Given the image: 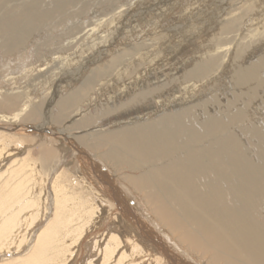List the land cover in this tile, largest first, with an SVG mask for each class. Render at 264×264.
I'll return each instance as SVG.
<instances>
[{"label":"bare ground","instance_id":"1","mask_svg":"<svg viewBox=\"0 0 264 264\" xmlns=\"http://www.w3.org/2000/svg\"><path fill=\"white\" fill-rule=\"evenodd\" d=\"M61 1H59V4ZM74 1L76 0H65L64 4L61 3L60 5H57V6L55 5L56 7L53 4L54 6L53 11H52V8H50L51 11L49 9L48 11V10H43L41 8V0H0V53H4L3 54L4 56H9V57L12 55H18V54L22 56V54H27L28 52L30 53L31 50H33L32 53L37 52V54H39L43 48H48V47L53 49L52 54L53 53L56 54L59 52L62 53L61 51H58L59 47L62 44V43L60 44V41H59L60 38H57V40H55V43L58 46H56V48H53L52 46L50 47L47 45L48 41H50L52 38L46 39V41H44L43 39L44 36L42 37V39H40V36H37L36 33L38 31L42 32L44 30L42 28V24L50 20L51 18H54V15L58 17L59 16L62 17L63 14H65L64 8L65 10H67L65 6L71 4ZM82 1L84 0H81V2ZM100 1L99 2L97 1L96 3H100ZM244 1L245 0H239V1L237 0V2H239L238 5L242 6ZM81 5H83V3H81L79 6ZM69 13H71V11ZM249 14L250 13H248L244 17H247ZM229 20L230 18L225 23H223L222 28L225 29L223 31L229 30L232 27L231 24L235 26V23H231V21ZM263 21H264V18L261 21L260 20H258V22L257 20L255 21V24L257 25L255 29L256 32H260V30L262 29V26L264 28V25L262 24ZM72 28L74 27L72 26ZM80 28L81 27H79L78 29ZM89 28H91V26ZM70 30L71 29H69V31ZM91 33L92 32L89 31L87 33V36L91 35ZM217 35L220 36V34H217ZM258 35H264V31L262 33L261 32L258 33ZM252 37L253 36H251L250 39ZM63 41H65L64 38H63ZM210 41L206 43H209ZM107 42L103 41L100 43H103L104 45ZM221 42L223 43V41ZM96 45H99V44H96ZM197 46L199 47V45ZM227 46L229 45L227 44ZM198 47H197V50H198ZM98 48L99 47H95V49H98ZM213 48L211 50H213ZM221 48L222 47L220 46L217 48L216 54L220 53L219 49ZM95 52L100 53V55L102 54L101 50H98ZM125 53L127 55L128 52H125ZM216 54L212 55L213 58H208L207 60H203L204 61L203 63L197 65L196 67L194 66V68L188 71L187 73H184L183 75L178 76L176 80L177 84L180 87L182 86L185 88L193 84L194 81H197L199 79L205 80L206 78H208L206 76L209 72L211 71L213 73L216 72L214 70L216 68L217 63H214V61L216 60V57L219 56L217 55L216 57H214ZM200 56L203 57V54ZM80 57H81V53H80ZM119 57L120 58L114 59L111 62H109L107 66L103 65L101 67L95 68L94 70L88 69L89 71L84 73L82 78L78 80L79 88L77 87L74 92L70 94L68 93V96L66 98H63L61 100L57 98L58 100H57L56 108L59 110L57 111L60 113L56 117L52 116L51 118L49 116L53 124L55 126H59L61 122H64L62 121L65 118L63 115V112L66 110L70 111L71 108L73 110L69 117L78 116L77 120L80 119V121L79 122L77 121L78 123L74 121L72 125L65 127V129H63L62 131H57V129H55L57 127H54V125L52 126L50 125L51 127H49V130H55L53 132V135H56L57 138L53 139L52 142H49L47 140H44V141L42 140L43 143L38 142L41 148L40 155H42L44 159H51L50 157H53L56 160H59L60 163L65 162L67 151L64 150L63 144L59 143L61 141L60 139L63 136L61 133L62 132L70 133L73 130L85 129L88 126H90V122H91V119H86L84 117L85 115L83 113V108L81 107V105H79V107H74V106L78 104L79 102L83 103L82 104L83 107L87 106L88 105L87 99L90 97L93 90L94 91L97 90L100 86L105 85L108 80H111V75H113V73L108 75L107 70L110 69V67H113V68L115 67L114 69L112 68L110 70L114 72L119 71L120 66L123 63L122 59H124V56L120 55ZM219 60H216V61L218 62ZM52 61L53 62L50 66H53V67H55L54 65H57L58 63L60 64L62 62L59 57H55L54 59H52ZM91 61L92 59L90 60V62ZM236 63L237 62H235V64ZM96 64H99V63H96ZM217 65L219 66V64ZM46 69L47 68H45L44 70ZM52 70L53 68H50L44 74L47 75ZM231 74H233L231 78L233 85L237 86V88L238 87L243 88L245 86L250 88L249 86L251 85V88L253 86V89L251 92H254L257 89L259 90L261 89V93H259L261 95L257 94L256 92V94L252 98H254V100L259 99L264 106V59L261 61H258L257 64H252L246 68L237 67V69L235 68V71ZM72 75H74V73H71L68 76V79L74 77L73 80L71 81L75 82L74 79L76 78L77 80L79 75L77 73L75 74L76 76L72 77ZM34 78L36 79V77ZM16 79L18 80V78ZM128 79L129 78H127V80ZM2 82H4V80L0 82V97H1L0 98V120L4 122H8L9 124H14V126L17 125L15 124L17 122H22V123L23 122H30V123L38 122L39 126H37V128L42 127V130L45 131V128L48 125L47 123L48 119H46L47 116H46V112L44 111L45 108L42 109L40 105L39 106L32 105L33 99L30 98L32 96L29 97L26 94L27 92L25 93V92L18 91L22 87L21 88L16 87L12 89L10 88V92L7 93L9 91V89H7L9 86H7L6 89H3ZM210 83L211 82H209V84ZM15 84L17 83L15 82ZM247 87H245V89ZM248 88H247V93L249 90ZM234 89L236 88L234 87ZM2 90H6V91L2 92ZM121 90L123 89L121 88ZM22 91H24V88ZM135 91L136 89L132 92V94ZM143 92L142 93L139 92L138 95L136 96L134 95L135 97L129 99L127 102H125L127 100L126 99L124 100V102L120 101L118 105L113 106L114 113L115 112L118 113L117 111L124 110V109L126 110L125 112L129 113L128 110L133 109L132 107L140 111L141 108H139V106L136 108V106L138 105L137 103L143 102L144 100H147L148 98L154 97L153 95L156 92H158V89L156 90L154 87V88H151V90L150 89L144 90ZM238 92H242V91L239 90ZM66 94L67 93L65 92V95ZM130 94H131V91H130ZM234 96L236 97V95ZM127 97L129 98L128 95ZM127 97L124 96L122 99L127 98ZM100 98H101V95H100ZM250 101H253V99L251 100L250 98ZM92 102L93 101H91V104ZM240 102L242 103V100ZM215 103L214 105H216ZM135 104L136 106H134ZM150 104H151V101H150ZM236 104L237 103L235 102L233 106L237 107L239 103L237 105ZM246 104H243V105H246ZM251 105H252V102H251ZM175 106L178 107L177 105ZM176 107H173V108H176ZM190 107L189 105L178 107L179 109L177 108L178 110L175 111L174 113L164 115L162 117L160 115L159 118H157L156 120L154 119L155 121L149 120L145 123L143 122V124H136L130 127H126L123 129L121 128L119 130H115V131H111L107 133L89 131V133L82 135V136L76 135L75 139L78 140V141H74L76 142V147H75L76 149L74 147L71 148V151L73 152V154L71 155L75 158L74 163H76V169H74L73 172L72 170L70 171V174L72 175L70 176V179H72V181L69 183H75V185H77L79 189L81 187L84 188L85 192L88 194L86 196L90 195L92 200H90L91 198L90 199L83 198L84 199L83 201V199L80 198V194L76 190L78 188L75 189L74 186H72V188H74L75 190V191L73 190L74 193H70L68 190V186H67L69 184L66 185V183L62 181L61 174L56 176L54 182L52 183L53 204H54V211H55L54 219L52 220V222H49V225L46 227V229L39 235L38 239H36L37 244L34 247L33 251H36V250L38 251L32 254L31 257L28 256L30 257L28 260L20 261L19 264H45L44 262L47 261L48 258H45V256H42L41 250H43L44 252L45 248L48 249V247L53 249V247H56L58 244H61V243L64 246L65 239L67 238H70L73 241V243L70 242L72 243V245L78 244L79 239H82L81 237L84 234H86L87 232L91 233V231H93L95 228L96 229L101 228L99 227V224L102 223L103 214L107 212H111V214L114 215V217H112L114 221L111 220L109 224V226L111 227L109 228L111 229L110 231H112V229H119V230L124 229V231L122 230L123 232L122 233L119 232L118 234L115 232L110 234L109 232L107 233V231L104 232V230H100L99 233L101 234V238L105 236L104 237L105 238L104 242L106 241L105 245L102 246L99 244L100 242H96L93 246L97 250L98 256L100 255L102 257L101 264H113V263L115 264H146L147 261L145 260V258H150V260H154L153 261L154 264H264V227L259 224L260 223L259 219L263 218L261 217L260 214H262V212L264 211V160L262 161L261 164H257V165L255 163L254 164L251 163L247 159L248 156L245 157L243 150H241L242 146H240L239 141L235 138L237 135L233 137L231 132H229V129H231L230 124L233 121L235 124L236 121H240L241 119H244L242 118L243 114L241 111L243 109L244 111L245 110L247 111L248 108L246 109V106H244L245 108L241 106L243 109L236 110L235 112L232 111L233 113L228 117L227 123L222 122L224 120L221 121L220 120L221 118L217 119L213 116H209V118L205 119L200 124V128L197 129L193 127V124H192L193 123L192 122L193 119L191 116L192 108ZM126 108H128V110ZM220 109L221 108H219V110ZM96 111L97 110H95V112ZM127 117L129 116L127 115ZM220 117L222 116L220 115ZM258 119H259V116H258ZM256 123L258 124L257 121ZM28 127H31V126H28ZM231 127L233 126L231 125ZM10 128L8 127L0 128V130L2 129V131L8 132V133L11 131H16L17 134L23 135V132L20 131L22 129L21 126L18 127V129L17 127H12L11 129ZM256 129L258 130L259 128H256ZM256 131L255 133H257ZM260 132H263V131H260ZM58 133L61 135H58ZM66 136L68 135H64V137ZM20 147L19 149L21 150ZM20 152L21 151L17 152V155ZM27 158L28 157L26 156L25 158H22L21 160H16L17 163L16 164L14 163L15 165L13 164L14 166H17V168L15 171L12 170L13 171L12 175H14L16 179L18 178L19 183L17 182L18 186L16 188V191H14V193L10 197L19 195L20 193H22V189L26 187L25 181H27L28 178L24 177L20 179V175H23L22 174V172L24 171L23 169L30 167L27 164V162L30 163L31 161L29 162V158L28 159ZM2 161L0 162L2 163ZM98 162L104 165L108 169L110 174H107L105 172L106 171L105 168L103 169L101 167V164L99 165ZM31 167L33 170V165H31ZM122 171H127V172H131L135 174L137 173L138 175L137 176L126 175L124 177H120V173ZM10 172L11 171H9V173ZM6 175H8V172ZM2 178L3 177H1V180ZM115 178L118 179L117 183H119L120 185H117L115 183L116 182L114 181ZM6 180L8 179L6 178ZM1 185L3 184L1 183L0 187ZM5 186L6 185H4V187ZM119 186H121L123 190L126 191V193L128 191L130 193L131 191L132 195L135 194L134 196L135 197L137 196V199L138 198L145 199L146 201L145 203L150 204V208H148L149 215L147 216L143 215L140 213L137 207H131L128 200L124 198L122 194L123 191H121L120 189L121 187ZM2 190L3 188L1 189V192ZM40 190L42 191V188ZM42 193L43 192H41V194ZM81 194H84V192ZM24 195H25L24 200L21 199L23 200V202H21L20 200L17 204H19L20 202L25 203V201L27 200L26 203L22 204L21 208H18L19 207L18 205L17 207L18 210L14 214H11L10 216H8L10 213H12V212H9L10 208H6L5 206V204L8 203L7 201L8 197L0 198V217L3 218V221L0 223V233H1L0 240L2 239L0 241L1 243L0 250H3L2 247H7L9 245L6 243H2V241H5V242L13 241L14 238L16 239L15 234L21 230L22 225L26 226L28 224V223L25 224L24 222L26 221L25 220L26 210H29L31 207L34 208L38 206L34 200L31 202L29 201L30 198L34 196L33 189L26 190V193H24ZM140 199H138V201ZM11 200L12 199H10V201ZM41 203H42V200H41ZM14 204L15 203H13V205ZM38 204L40 205V203ZM9 206L7 205V207ZM137 213H140V216ZM37 214L40 215V213H37ZM30 215H32V213ZM37 217L35 216V218ZM31 219H34V218H31ZM37 220H34V221H37ZM107 220H108V216H107ZM27 222H29V220ZM91 227H93V229H91ZM22 232L24 233V231ZM157 232H159L160 235L161 234L162 235L161 236L158 235ZM17 236H20V234L19 235L17 234ZM23 240L25 239H22V241ZM102 240L103 239H101V241ZM14 242L16 241H13L12 243ZM20 244H21V241H20ZM17 247H18V243H17ZM129 249H130V253L127 252ZM61 250H63L64 252H67L68 248L62 247V249H56L54 251V256L65 255L64 252L63 253L61 252ZM31 252L29 253V255H31ZM56 252L60 254H57ZM180 252H182L184 256H182V254H179ZM56 261H58V258H56ZM65 262L66 261H62V258H61L60 262H56L53 264H64ZM149 264H152V263H149Z\"/></svg>","mask_w":264,"mask_h":264},{"label":"rangeland","instance_id":"2","mask_svg":"<svg viewBox=\"0 0 264 264\" xmlns=\"http://www.w3.org/2000/svg\"><path fill=\"white\" fill-rule=\"evenodd\" d=\"M59 1H61V0H41V8L43 10L49 9L50 11H51L50 8H52V11H53L55 5L57 6V5H60L61 3L62 4L65 3V0L61 1L60 4H59ZM97 1L99 2L100 0H84L82 2H81V0H76V1L72 2L71 4L65 6L67 10H65V8H64L65 14H63L62 17H60V16L58 17V16L54 15V18H51L50 20H48L42 24V28L44 29L42 31L43 33L38 31L36 33V35L40 36V39H42V37L44 36L43 37L44 41H46V39L52 38L51 39L52 41L51 40L48 41L47 45L50 47L52 46L53 48H56V46H58V45H56L55 40H57V38H60L59 41H60V44L61 43L62 44H61V46L59 45L61 48L59 47L58 51H61L62 53L59 52L56 54H54V53L52 54L53 49L49 48V47L43 48L39 54H37V52H34L35 54L32 53L33 50H31L30 53L28 52L27 54H22V56L20 54H18V55H12L9 57V56H4L3 55L4 53H0V70H2V71H0V82L2 80H4V82H2L3 83L2 84L3 89H6L7 86H9L7 88V89H9V91L7 93H9L10 88L12 89V88H16V87H20V88L22 87L21 88L22 90L24 88V91H22L21 89H19V90L17 89V90L19 92H25V93L27 92L26 94L29 97L32 96V97H30L33 99L32 105H35V106L40 105L42 109L45 108L44 111L46 112V116H47L46 119H48V122H47L48 127L46 125H44V126H46L45 131L42 130V127L37 128V126H39L38 122H36V123L35 122L34 123L33 122L32 123H30V122H23V123L17 122V123H15L17 125L14 126V124H9L8 122H4V121L0 120V128L17 127V129H18V127L21 126L22 129L20 131L23 132V135H19V134H17L16 131H11L8 133V132L2 131V129L0 130V136H1L0 137V144H1L0 145V151L2 152V153L0 152L1 153L0 161H2L4 159L2 161V163L0 162V184L1 183L3 184V185H1V187L3 188L2 192L5 190L2 193L1 192L2 188L0 187V196H1L0 198L8 197L7 198L8 203H6L5 206H6V208H10L9 212H12L8 216H10L11 214H14L18 210V208H21L22 204L26 203L27 200L25 201V203H21L24 200V196H25L24 193H26V190L33 189L34 196L31 197L29 201L31 202L34 200L35 203H37V205H38L37 207H34V208L31 207L29 210H26V213H25V216H26L25 220L26 221H24V222H25V224H27V223L28 224L26 226L22 225V228L19 231L20 233L18 232L15 234L16 239L14 238L13 241H16V242H14L16 244L12 243L13 241H8V242L2 241V243L9 244L10 246L8 245L7 246L8 248L2 247L3 250H0V264H19L20 261L28 260L32 256V254H34L38 251V250L33 251L34 247L37 244L36 239H38L39 235L46 229V227L49 225V222H52V220L54 219V215H55L54 204H53L52 183L54 182L56 176L61 174L62 181H64L66 183V185L69 184L67 186H68V190L70 193H74V191H75L74 188H72V186H74L75 189L76 188L79 189V187L77 185H75V183H69L72 181V179H70V176H72L70 174V171L72 170V172H73V170L76 169V163H74L75 158L71 155V154H73V152L71 151V147L73 148V146H71V145H73V144L76 145V142H74V141H78L77 139H75L76 135L82 136V135L89 133V131L107 133V132L119 130L121 128L123 129L126 127H130V126H133L136 124H143V122L145 123L149 120L155 121L157 118L160 117V115L162 117L164 115L172 114L179 109L178 107H183L185 105H189V107L191 106L190 107V108H192L191 109V113H192L191 116L193 119V120L191 119L193 122L192 124H193V127L198 129V128H200V124L205 119L209 118V116H213L217 119L221 118L220 119L221 121L224 120L222 122L227 123L228 117L233 113L232 111L235 112L236 110L243 109V108H245L244 106H246V109L248 108L247 111L246 110L244 111V109L241 111L243 114L242 118H244V119H241L240 121H236L235 124L233 121L230 124L231 129H229V132H231L233 137H235L237 135L235 138L239 141L240 146H242V149L241 148L240 149L243 150L245 157L248 156L247 159L251 163H253V164L255 163L257 165V164H261L262 161L264 160V158H263L264 157V130H263L264 129V110H263L264 106L259 99L255 98L257 100H254V98H252L256 94V92H257V94L261 93V89L260 90L257 89L256 91H254L255 92L254 93V92H251L253 89V86H252V88H251V85L249 86L250 88L245 86L249 89L248 93H247V88L245 89V87H243L246 90V92L243 88H239V87L237 88V86L233 85V82L231 79L232 75H233L231 73H233L235 71V68L236 69H237V67L246 68L252 64H257L258 61H261L264 59V35H258V33H260V32L262 33L264 31V28L262 26V29L260 30V32L255 31V29L257 27V25L255 24V21L257 20V22H258V20L261 21L264 18V0H245L244 3L242 4V6L238 5L239 2H237V0H234V1L233 0H101L100 3H96ZM225 2L226 3L228 2L227 3L228 5ZM81 3H83V5L79 6ZM187 3H189V4H187ZM231 3H233V4H231ZM53 4H54V6H53ZM230 5H232V6H230ZM250 7H252V8H250ZM238 8H239V10H238ZM73 10H74V12H73ZM70 11H71V13H69ZM111 11H113V12H111ZM234 11H236V12H234ZM243 13H245V14H243ZM248 13H250V14L247 17H244ZM229 18H230L229 21H231V23H235V26L233 24H231L232 27L229 30L223 31V30H225L222 28L223 23H225ZM58 22H59V24H58ZM72 22H73V24H72ZM107 24H108V26H107ZM262 24L264 25V21L262 22ZM64 25H66V26H64ZM70 25H72L75 29L72 28V26H70ZM88 26L89 27L91 26V28H89ZM79 27H81L82 30H81V28L78 29ZM214 27H215V29H214ZM69 29H71L72 31L71 30L69 31ZM57 31H58V33H57ZM74 31H75V33H74ZM89 31H91L92 33H91V35L87 36V33ZM218 32H220V33H218ZM55 33H56V35H55ZM247 33H249V34H247ZM212 34H214V35H212ZM217 34H220V36ZM205 35H206V37H205ZM254 35H255V37H254ZM251 36H253V37L250 39ZM63 38L65 39V41H63ZM152 39H153V41H152ZM196 40H197V42H196ZM103 41H105V42L108 41L107 43L104 44L105 46L103 45V43H100ZM208 41H210V42L206 43ZM221 41H223L224 44ZM225 41H226V43H225ZM53 44H54V46H53ZM96 44H99V45H96ZM196 44L199 45V47ZM219 44H221V45H219ZM227 44L229 46H227ZM88 45H90V46H88ZM200 45H201V47H200ZM100 46H102V47H100ZM151 46H152V48H151ZM219 46L222 48L219 49L220 53L216 54V50ZM95 47H99L100 49L99 48L95 49ZM197 47H198V50H197ZM213 47L214 48L217 47V48L214 49ZM200 48H202V49H200ZM212 48H213V50H211ZM149 49H150V51H149ZM98 50L102 51L101 55H100V53L95 52ZM214 50H215V52H214ZM50 51H51V53H50ZM189 51H191V52H189ZM125 52H128L129 55H128V53L126 55ZM80 53H81V57H80ZM207 53H209V54H207ZM192 54H194V55H192ZM202 54H203V57H205V58L200 56ZM214 54H216L214 57L219 55L216 57V60L220 59L218 62L216 60L214 61V63L219 64V66L216 64L217 69L215 68V70H214L216 72H214V73L212 71L209 72L208 73L209 75L207 74V76H206L208 78H206L205 80L199 79L197 81H194L193 84H191L185 88L182 86H181L182 87L181 88L177 84L176 80H177L178 76H181L184 73H187L188 71L193 69L194 66L196 67L197 65L203 63L204 62L203 60H207L208 58H213L212 55H214ZM64 55H65V57H64ZM120 55L124 56V59H122L123 63L121 64L119 71H115V72L111 71L110 69H112L113 67H110V69L107 70L108 72L111 71L110 73L107 72L108 75L113 73V75H111V80H108L105 85L100 86L99 88L97 87L98 88L97 90H95V91L93 90L90 97L88 95L89 98L87 99L88 100L87 106L83 107L82 106L83 103H80V102L74 106V107H79V105H81V107L83 108V113L85 115L84 117L86 119H91V122H90V126H88L85 129L73 130L70 133H68V132L67 133H63V132L61 133L63 136L60 139L61 141L59 143L63 144L64 150L67 151V155H66L67 158L65 157V162L60 163L59 160H56L53 157H50L51 159H44V157L42 155H40V149L41 148H40L39 143H43L44 140L52 142L53 139L57 138L56 135H53V132L55 130H49V127L54 125L52 120H51L52 116L56 117L60 113V112H58L59 110L56 108L57 100L58 99L61 100L63 98H66L68 96V93L70 94V93L74 92L77 87L79 88L78 80H80L82 78L84 73H86L89 70H94L95 68L101 67L103 65L107 66L108 63L111 62L112 60L120 58L119 57ZM96 56H97V58H96ZM55 57H59L62 62L60 64L58 63L57 65H54L55 67L50 66L53 62L52 59H54ZM218 57H219V59H218ZM91 59H92L93 63H92V61L90 62ZM239 59H241V60H239ZM220 61H221V63H220ZM235 62H237V63L235 64ZM96 63H99V64H96ZM97 65H99V66H97ZM45 68H47V69L44 70ZM50 68H53V70L49 74L45 75L44 73L47 70H49ZM108 68H109V66H108ZM135 70H137V71H135ZM36 72H37V74H36ZM79 72H81V73H79ZM71 73H74V75H72V77L76 76L75 75L76 73L79 75L77 80H76V78L74 79L75 82L71 81V80H73L74 77L68 79V76ZM124 73H126V74H124ZM33 75H34V77H36L37 80L33 77ZM125 75H126V77H125ZM230 75H231V77H230ZM41 76H43V77H41ZM5 78H7V79H5ZM11 78H13V79H11ZM16 78H18V80ZM50 78H51V80H50ZM127 78H129V79L127 80ZM33 79H35L36 81ZM59 79H60V81H59ZM63 80H65V81H63ZM133 81H135V82H133ZM15 82L18 85L15 84ZM29 82H30V84H29ZM209 82H211V83L209 84ZM228 82H229V84H228ZM69 83H71V84H69ZM75 83H76V85H75ZM156 84L159 86H157ZM37 85L40 87H38ZM122 85H123V87H122ZM43 86H45V87H43ZM114 86H116V87H114ZM164 86H165V88H164ZM190 86H191V88H190ZM154 87L156 90L158 89V92H156L153 95L154 97L148 98L147 100H144L143 102L137 103L138 104L137 106H136V104L134 105V106H136V108L139 106V108H141L140 111L136 110L134 107H132L135 110H133V109L128 110V108H126L130 114L128 112H125L126 111L125 109L117 111L118 113H116V112L114 113L113 106L118 105L120 103V101L124 102V100L127 99L125 101V102H127L129 99L138 95L139 92L142 93L144 90H149V89L151 90V88H154ZM234 87L236 89H234ZM121 88L123 90H121ZM135 89H136V91L132 94V92ZM142 89H143V91H142ZM159 90H160V92H159ZM239 90L242 92H238ZM4 91H6V90H2V92H4ZM130 91H131V94H130ZM65 92L67 93L66 95H65ZM233 92H235V93H233ZM248 94H250V95H248ZM100 95H101V98H100ZM127 95L129 96V98L127 97ZM234 95H236V97ZM259 95H261V94H259ZM94 96H96V97H94ZM124 96L127 98L122 99ZM231 97H233V98H231ZM237 97H239V98H237ZM49 98H51V99H49ZM102 98L103 99L105 98V99L103 100ZM250 98H251V100L253 99V101H250ZM90 100L93 101L92 104H91ZM212 100L215 102L217 101V102L215 103ZM241 100H242V103L244 102L243 104H246V103L247 104L243 105L240 102ZM50 101L52 104L50 103ZM89 101H90V103H89ZM150 101H151V104H150ZM54 102H56V103H54ZM228 102L230 103V105ZM235 102L237 104L239 103L238 105L236 104L237 107L233 106L235 104ZM251 102H252V105H251ZM214 103L216 105H214ZM258 103H259V105H258ZM152 104H153V106H152ZM218 104H220V105H218ZM50 105H52V106H50ZM89 105H90V107H89ZM154 105H156V106H154ZM175 105H177L178 107H176ZM222 105H223V107H222ZM232 106H233V108H232ZM256 106H258V107H256ZM173 107H176V108H173ZM239 107H241V108H239ZM219 108H221V109L219 110ZM223 109H225V110H223ZM72 110L73 109L71 108L70 111L66 110L63 112V115L65 118L62 121H64V122H61V124L59 126L54 125V127H57V128H55V129H57V131H62L63 129H65V127L72 125L74 123V121L75 122L80 121V119L77 120L78 116L69 117L70 114L72 113ZM95 110H97V111L95 112ZM253 111L254 112L256 111V112L254 113ZM105 112H107V113H105ZM66 113H68V114H66ZM135 113H136V115H135ZM127 115L129 117H127ZM220 115L222 117H220ZM257 115L259 116V119H258ZM80 116H82V115H80ZM247 117L250 119H248ZM247 119L250 121H248ZM243 120H245V121H243ZM253 120L255 123L253 122ZM241 121H242V123H241ZM256 121L258 122V124L256 123ZM248 122L250 123V125ZM251 124H253V125H251ZM231 125L233 127H231ZM28 126H31V127H28ZM256 128H259V129L257 130ZM254 130L255 131L257 130L256 132L258 134L255 133ZM41 131H43V132H41ZM238 131H240V132H238ZM250 131L252 134L250 133ZM260 131H263V132H260ZM10 133H11V135H10ZM61 134L58 133V135H61ZM64 135H68V136L64 137ZM8 140H9V142H8ZM57 141H59V140H57ZM24 145L26 148L24 147ZM19 147L21 148V150L19 149ZM19 151H21L19 153L21 155H19V154L17 155V152H19ZM26 156L29 158V162L31 161L30 163L27 162V164L30 167L23 169L24 171L22 172V174L24 176L20 175V179H22L24 177L28 178L27 181H25L26 187H24L22 189V193H20L21 196L19 194V195H15L13 197H10V196H12L14 191H16V188H17L18 183H19L18 178L16 179V177H14V175H12L13 171H15L17 168V166H14V165L17 163L16 160H21L22 158H25ZM13 161H15V162H13ZM98 164L100 165L101 163L98 162ZM31 165H33V170H32ZM11 167H13V168H11ZM101 167L103 169L105 168V170H106L105 172L107 174H110L108 169L104 165L101 164ZM9 171H11V172L9 173ZM7 172H8V175H6ZM1 173H3L4 175ZM73 175H75V174H73ZM126 175L137 176L138 174L127 172V171H122L120 173V177H124ZM1 177H3V178L5 177V178L4 179L2 178V180H1ZM6 178L8 180H6ZM117 180L118 179H116V178L114 179V181H116L115 183L117 185H120L119 183H117L118 182ZM15 184H16V186H15ZM4 185H6V186L4 187ZM8 185H9V187H8ZM6 187L9 190H7ZM119 187H121V186H119ZM41 188H42V191L40 190ZM78 189H76V190L80 194L81 199H83V198L84 199H86V198L90 199L91 198L90 195L86 196L88 194L85 192L84 188L81 187L79 189V191H78ZM120 189H121V191H123L122 194H123L124 198H126L128 200L131 207H137V209L140 211L141 214L146 215V216L149 215L148 208H150V204H146L145 199L138 198V199H140L138 201L137 196L136 197L134 196L135 194L132 195L131 191L129 193V191H128L129 189L127 190L128 191L127 193H126V191L123 190L122 187ZM41 192H43V193L41 194ZM83 192H84V194H81ZM40 195H42V196H40ZM133 197H135V198H133ZM10 199H12V200L10 201ZM21 199H23V200H21ZM84 199H83V201H84ZM20 200H21V202L19 204H17ZM41 200H42V203H41ZM90 200H92V198ZM13 203H15V204L13 205ZM38 203H40V205ZM9 204H10V206H9ZM7 205L9 207H7ZM18 205H19V207H18ZM139 206H141V207H139ZM38 207L41 208L42 210L39 209ZM35 209H36V211H35ZM31 211H33L34 213ZM30 212L32 213V215H30L31 214ZM145 212L148 214H146ZM37 213H40V215H38ZM140 213H137V214L140 216ZM28 214H29V216H28ZM34 214L36 217L37 216L39 217V218L37 217L38 220H37V218H35ZM112 215L113 214H111V212H107V213L103 214L102 223L99 224V227H101V228H97V229L95 228L93 231H91V233L87 232L86 234H84L81 237L82 239H79L78 244L72 245L73 241L70 238H67V239H65V243H64L65 245L64 246L61 243V244H58L56 247H53V249L48 247V249L45 248L44 252H43V250H41L42 256H45V258H48V260L45 261L44 263L45 264H53L56 262H60V260L62 258V261H66L64 264H101L102 263V261H101L102 257L100 255L98 256V254H97L98 252L93 246L96 242H100L99 244L102 246L105 245V242H106V241L104 242L105 236L103 238H101V234L99 233L100 230H104V232L107 231V233L109 232L110 234L113 232L118 234L119 232L122 233L124 231V229H121V230L112 229V231H110L111 229H109V228H111V227L109 226V224H110L111 220L114 221L112 218V217H114V215L113 216ZM260 215H261V217L264 218V211ZM107 216H108V220H107ZM30 217L34 218V219H31ZM263 218L259 219L260 223L259 222L258 223L264 227ZM27 219L29 220V222H27L28 221ZM34 220H37V221H34ZM2 221H3V218L0 219V223ZM29 228H31V229H29ZM91 229H93V227H91ZM22 231H24L25 234ZM157 233H158V235H160L159 232H157ZM17 234L18 235L20 234V236H17ZM0 237H1V235H0ZM107 238H106V240H107ZM22 239H25L26 241L25 240L22 241ZM101 239H103V240L101 241ZM160 240H162V239H160ZM20 241H21V244H20ZM70 242H72V243H70ZM103 242H104V244H103ZM17 243H18V247H17ZM0 245H1V243H0ZM62 247L68 248L67 252H64L63 250H61V252L62 253L64 252L65 255L54 256V251L56 249H62ZM0 249H1V246H0ZM30 252H31V255H29ZM127 252L130 253V249ZM176 252H178V251H176ZM47 253H49V254H47ZM56 253L60 254L58 252H56ZM179 254H182V256H184L182 252H180ZM28 256H30V257H28ZM56 258H58V261H56ZM145 260L147 261L146 264H149V263L154 264L153 263L154 260H150V258H145ZM113 264H115V263H113Z\"/></svg>","mask_w":264,"mask_h":264},{"label":"water","instance_id":"3","mask_svg":"<svg viewBox=\"0 0 264 264\" xmlns=\"http://www.w3.org/2000/svg\"><path fill=\"white\" fill-rule=\"evenodd\" d=\"M72 146H73L74 148L76 147V145H75V144H73ZM70 147H71V146H70ZM71 148H72V147H71ZM75 149H76V148H75Z\"/></svg>","mask_w":264,"mask_h":264}]
</instances>
